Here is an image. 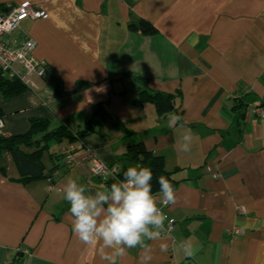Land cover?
<instances>
[{
    "label": "crops",
    "instance_id": "obj_1",
    "mask_svg": "<svg viewBox=\"0 0 264 264\" xmlns=\"http://www.w3.org/2000/svg\"><path fill=\"white\" fill-rule=\"evenodd\" d=\"M25 3L47 14L24 20L17 32L35 42L33 56L46 75L17 97L0 95V135L25 134L34 118L73 136L91 131L72 143L49 142L44 179L23 182L4 155L0 264H105L72 232L64 178L94 192L105 184L91 182L93 160L130 166L127 147L138 142L163 158L176 181L177 203L163 208L174 228L149 242L150 264H264V123L248 112L264 107V67L257 63L264 0H0V11ZM138 20L156 32L131 30ZM139 78L150 93L175 96L167 114L183 120L169 126L167 114L139 103ZM188 129L193 140L184 152ZM69 145L71 168L60 156ZM234 225L243 234L232 239L225 230ZM181 240H191L193 257L173 247ZM140 255L129 249L118 264H139Z\"/></svg>",
    "mask_w": 264,
    "mask_h": 264
},
{
    "label": "clouds",
    "instance_id": "obj_2",
    "mask_svg": "<svg viewBox=\"0 0 264 264\" xmlns=\"http://www.w3.org/2000/svg\"><path fill=\"white\" fill-rule=\"evenodd\" d=\"M257 63L264 67V56H259ZM167 115L169 126L183 120L180 115ZM187 123L184 121L181 127ZM182 140V151H190L191 129ZM152 180V170L140 164L128 166L121 179L94 192L71 175L64 178L62 194L69 205L72 232L87 249L98 251L105 264H118L129 249L137 248L141 252L139 264H150L153 257L149 242L161 240L166 231L168 217L161 205L177 203L168 178H158L157 193L153 192ZM159 247L167 251L169 245L160 243ZM173 247L179 248L185 257L195 255L191 240L173 241Z\"/></svg>",
    "mask_w": 264,
    "mask_h": 264
},
{
    "label": "trees",
    "instance_id": "obj_3",
    "mask_svg": "<svg viewBox=\"0 0 264 264\" xmlns=\"http://www.w3.org/2000/svg\"><path fill=\"white\" fill-rule=\"evenodd\" d=\"M130 29L135 32H140L143 35H150L156 32L153 25L145 20H138L136 23L131 24ZM139 83L142 86L138 93L139 103L152 104L159 115L167 114L173 110L175 96L150 93L146 89L147 81L144 78H139ZM26 89L27 88L17 80L6 79L0 75V95L2 98L10 99L17 97L25 92ZM1 116L2 111L0 109V117ZM88 124H90V122L87 123V127ZM90 131L84 129L78 132L76 136H73L64 126L50 129L47 120L34 118L30 120L29 130L25 134L9 137L0 135V161L3 159L4 155L8 154L17 167L23 182L44 179L47 178L48 175L44 176L43 174L42 157L45 152L49 151V142L54 141L56 143H61L63 140H67L68 143H72L75 138L81 139ZM57 157L60 158L59 155ZM125 157L130 165L140 164L152 170L154 193H157L159 190L158 178L162 175L168 178L173 187H175L176 181L172 178L171 173L165 170L163 158L155 156L147 151L142 142L129 144ZM127 167L128 166H119L120 179L123 177V172ZM1 171H4V169L1 168ZM48 180L52 182L51 179ZM103 184L109 185L111 182Z\"/></svg>",
    "mask_w": 264,
    "mask_h": 264
},
{
    "label": "built area",
    "instance_id": "obj_4",
    "mask_svg": "<svg viewBox=\"0 0 264 264\" xmlns=\"http://www.w3.org/2000/svg\"><path fill=\"white\" fill-rule=\"evenodd\" d=\"M47 14L36 9L32 4L25 3L10 9L0 11V75L3 78L17 80L26 88L34 87L33 79H44L46 75L45 63L38 61L33 56L35 42L27 36L18 35L21 23L26 20L46 19ZM250 114L261 119L264 123V107L255 106L248 110ZM2 123L0 121V127ZM60 156L64 165L68 168L73 167L75 162L74 148L69 145L61 148ZM119 166H107L101 161L94 159L91 167V175L101 183L115 182L119 180ZM216 177V176H214ZM49 181V189L53 186ZM162 209L168 206L161 205ZM239 216L245 215L242 207L237 208ZM174 228V221L171 220L165 224V233L162 237H170ZM230 238L234 239L243 234V230L234 225L230 229H226Z\"/></svg>",
    "mask_w": 264,
    "mask_h": 264
},
{
    "label": "water",
    "instance_id": "obj_5",
    "mask_svg": "<svg viewBox=\"0 0 264 264\" xmlns=\"http://www.w3.org/2000/svg\"><path fill=\"white\" fill-rule=\"evenodd\" d=\"M91 182H92V183H95V184H99V183H100L99 180L96 179V178H93V179L91 180Z\"/></svg>",
    "mask_w": 264,
    "mask_h": 264
}]
</instances>
